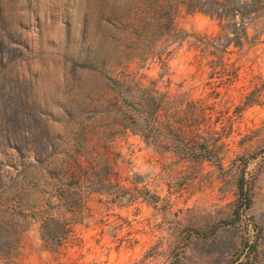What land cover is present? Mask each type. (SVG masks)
Listing matches in <instances>:
<instances>
[{"label":"rangeland","instance_id":"1","mask_svg":"<svg viewBox=\"0 0 264 264\" xmlns=\"http://www.w3.org/2000/svg\"><path fill=\"white\" fill-rule=\"evenodd\" d=\"M0 264H264V0H0Z\"/></svg>","mask_w":264,"mask_h":264}]
</instances>
